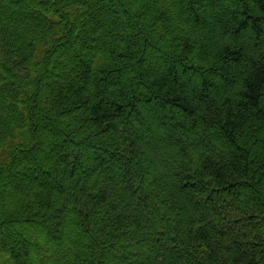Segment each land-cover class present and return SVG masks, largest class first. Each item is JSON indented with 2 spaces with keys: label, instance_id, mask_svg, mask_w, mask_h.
I'll list each match as a JSON object with an SVG mask.
<instances>
[{
  "label": "trees",
  "instance_id": "1",
  "mask_svg": "<svg viewBox=\"0 0 264 264\" xmlns=\"http://www.w3.org/2000/svg\"><path fill=\"white\" fill-rule=\"evenodd\" d=\"M0 264H264V0H0Z\"/></svg>",
  "mask_w": 264,
  "mask_h": 264
},
{
  "label": "rangeland",
  "instance_id": "2",
  "mask_svg": "<svg viewBox=\"0 0 264 264\" xmlns=\"http://www.w3.org/2000/svg\"><path fill=\"white\" fill-rule=\"evenodd\" d=\"M44 105H45V104L40 105V108H43ZM41 122H42V124H43L42 126H43L45 129L48 128L47 125H46V124H47L46 120H42ZM56 140H57V139H56ZM65 144H66V143H64V144H62V145H65ZM59 146H60L59 144L57 145V144H55V142H53V147H54L53 150L58 149L57 147H59ZM49 154L51 155V154H54V153L51 152V151H49ZM87 154H88V153H87ZM87 154H85L84 156H81V159L84 160V159L87 157ZM27 158H29V157H27ZM18 174H19L18 172H15V173H13V174L11 173L12 178H13L14 180H16V181H17L16 178L19 176ZM9 188H10V187H9ZM9 188H4V190H6V192H7V191H9ZM6 192H5V193H4V192L1 193L3 197L6 196V195H5ZM17 227H18L19 229H23V230H25L23 226H17Z\"/></svg>",
  "mask_w": 264,
  "mask_h": 264
}]
</instances>
